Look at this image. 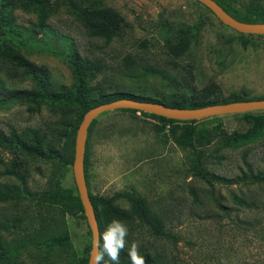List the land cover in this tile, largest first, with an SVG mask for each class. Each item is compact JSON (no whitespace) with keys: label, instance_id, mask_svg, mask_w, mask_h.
<instances>
[{"label":"rangeland","instance_id":"rangeland-1","mask_svg":"<svg viewBox=\"0 0 264 264\" xmlns=\"http://www.w3.org/2000/svg\"><path fill=\"white\" fill-rule=\"evenodd\" d=\"M221 1L238 20L264 19V0ZM3 2L13 3L12 25L36 41L31 48L15 47L8 41L4 50L19 53L42 74L47 73L51 84L67 92L76 89L72 55L79 56L80 65L86 61L94 65L96 70L86 72L80 81L89 106L99 105L98 90L117 89L153 100L159 93L189 97L178 88L187 77V66L188 82L197 92L213 82L223 99H264V36L230 29L196 0H76L75 11L57 8L43 29L36 26L37 16L22 10L18 0ZM107 9L118 15L125 28L123 36L109 44L89 37L80 19L83 13ZM167 25L196 28L186 54L179 59L163 47ZM126 56L142 61L159 76L139 81L124 78L120 69ZM0 81L19 92L32 90L36 82L10 78L6 69ZM3 102L0 96V133L9 136L36 130L50 140L53 153L50 157L19 153L15 159L11 149L0 146V184L16 182L6 174L16 160L26 173L28 191L18 201L0 202V239L22 246L17 264H76L78 258L89 255L86 248L91 249L84 211L72 207L67 212L64 206L39 201V196L59 187L79 198L72 164L80 108L44 101ZM90 126L84 155L89 195L111 199L126 211L141 200L166 233L154 235L137 217L125 221L129 227L128 247L122 251L126 258L135 241L142 255L166 264H264V132L228 147L214 133L217 126L227 134L247 131L251 124L242 114L194 124L195 135L209 131L201 147L195 142L177 144L175 138L183 136L184 127L141 112H104ZM200 151L201 165L196 166ZM200 166L210 173V181L201 178Z\"/></svg>","mask_w":264,"mask_h":264},{"label":"trees","instance_id":"trees-1","mask_svg":"<svg viewBox=\"0 0 264 264\" xmlns=\"http://www.w3.org/2000/svg\"><path fill=\"white\" fill-rule=\"evenodd\" d=\"M4 0H0V61H3L4 66H0V74L3 69H6L7 74L10 78H19L22 80H35V85L32 90L28 91H16L9 89L0 81V96L4 97V104L6 103H33L44 101L50 104H76L80 108V117L76 124V129L81 123L83 116L88 110L95 106H89L85 94L82 92L80 81L86 77L88 71L96 70L93 68L94 65L89 64L87 61L82 62L80 65L78 61L79 56L72 55L71 67L75 71L77 76V86L72 92H67L66 88L50 83V78L47 73L42 74L39 69L28 63L19 53L8 50L5 51L6 42L11 41L15 47L20 48H31L35 40L24 36L15 26L12 25V18L10 14L13 10V3L4 4ZM22 10L33 13L37 16L36 26L41 29L44 28L45 20L48 16L56 11L57 8H66L68 12L75 11L76 0H54L51 5L48 0H18ZM219 4L226 12V8L221 0H214ZM15 2V0H12ZM54 5V9L52 6ZM228 13V12H227ZM229 14V13H228ZM81 25L87 32V35L96 40H102L106 44L111 43L116 38H121L125 33L123 23H121L118 15L111 9L103 10L99 13L81 14ZM238 20V19H237ZM241 21V20H240ZM246 23H264V19L259 17L249 18ZM196 33V28H189L183 25H167L165 26V37L163 47L166 52L173 58L179 59L184 56L187 49L190 46L191 39ZM123 65L120 69L122 76L129 80H141L148 76H159V73L150 70L145 67L142 61L130 58L126 56L123 59ZM187 77L183 79V82L178 88L185 89L188 92L189 97L177 96L174 93L172 96L159 93L155 95V100L138 98L131 94L122 93L117 89H110L109 91L98 90V98L101 99L100 104L113 102L115 100L129 98L138 101L159 103L166 107L173 108H200L204 106L214 104H226L232 102L249 101L245 98H237L232 96L229 99H223L218 87L213 82L208 83L199 92L196 91L189 80L190 66L185 68ZM131 95V96H130ZM179 95V94H178ZM97 106V105H96ZM131 112H138L135 110H124ZM152 118H156L162 121H166L171 124L182 126L186 129L183 136H177L175 141L179 145H190L192 146L195 142L197 146L201 147L204 145V141L209 135V131L206 134H194L193 125L198 121H175L165 119L152 114L144 113ZM243 118L251 124L250 128L243 132H232L227 134L219 126L214 129V133L225 140V147L233 146L236 144L244 143L256 138L260 133L264 132V112L260 114L244 113ZM94 122V120H93ZM92 122V123H93ZM91 123V125H92ZM91 126H89L90 129ZM88 129V131H89ZM0 146L4 149H11V153L18 158L19 153L25 156H39L44 153L47 157L53 153L51 148L50 140L44 136H41L40 132L29 129L21 135L11 132L9 136L0 133ZM44 150H42V148ZM47 151V152H46ZM200 155H203V151L198 152L196 157V166L200 164ZM199 174L205 181H210L211 176L204 167L200 166ZM85 172V171H84ZM6 174L16 178V182L11 184H0V202L5 201H18L28 193L26 189L27 176L22 165L19 161L14 160L9 164V168L6 170ZM218 181H224L223 179H217ZM91 203L93 205L96 220L100 236L102 237L103 230L106 229L107 225L113 220L118 219L122 222L128 221L132 218L137 217L140 221L144 222L148 227L152 229L154 235L164 236L165 232L162 230V224L159 220L149 211L147 205L142 203L141 200H135L134 206L130 210H123L113 204L111 199L104 198H93L89 195ZM39 201L47 202L49 205H61L64 206V210L69 212L72 207L77 208L83 212V208L79 198L73 197L67 190L59 187H54L49 191H45L40 194ZM15 222V220H13ZM19 222V220H17ZM15 227V225H13ZM103 243L101 238V244ZM22 246L15 244L14 242H7L6 240L0 239V264H17L19 259ZM90 246L86 248L88 253ZM146 259V264H166L165 262L159 261L152 258L149 255H143ZM87 255L84 258H78L76 264H87ZM120 264H131L130 258H126L123 252L120 253Z\"/></svg>","mask_w":264,"mask_h":264},{"label":"water","instance_id":"water-1","mask_svg":"<svg viewBox=\"0 0 264 264\" xmlns=\"http://www.w3.org/2000/svg\"><path fill=\"white\" fill-rule=\"evenodd\" d=\"M196 1L210 10L223 25L229 27L230 29L244 35L264 36V23H246L237 20L228 14L214 0ZM114 110H135L175 121H200L206 118L224 115L264 111V99L232 102L226 104H214L200 108H173L166 107L159 103L123 98L113 102L97 105L88 110L83 116V119L77 129L74 145V159L72 164L74 181L92 239L87 264H92V250L94 247V241L96 236L100 235V232L85 179L84 155L86 140L89 126L93 120H95L100 114L104 112Z\"/></svg>","mask_w":264,"mask_h":264},{"label":"clouds","instance_id":"clouds-1","mask_svg":"<svg viewBox=\"0 0 264 264\" xmlns=\"http://www.w3.org/2000/svg\"><path fill=\"white\" fill-rule=\"evenodd\" d=\"M129 227L118 219H113L106 227L102 237L96 236L92 250V264H120V253L128 247ZM101 238L103 243L101 244ZM105 256L108 260H105ZM131 264H146L145 257L139 251V243L132 242L128 249Z\"/></svg>","mask_w":264,"mask_h":264}]
</instances>
